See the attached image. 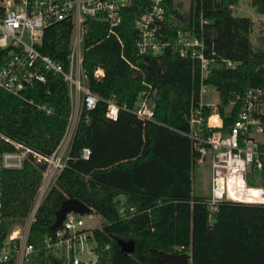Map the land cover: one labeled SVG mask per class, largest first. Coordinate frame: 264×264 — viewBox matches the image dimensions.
<instances>
[{
  "label": "trees",
  "instance_id": "16d2710c",
  "mask_svg": "<svg viewBox=\"0 0 264 264\" xmlns=\"http://www.w3.org/2000/svg\"><path fill=\"white\" fill-rule=\"evenodd\" d=\"M248 1L264 15V0ZM237 2L191 0L187 14H180L175 0H164L166 39L178 31L199 36L201 16L206 55L212 49L217 62L236 63L234 68L219 63L207 80L218 94L216 109L224 130L239 110V105L229 104L232 95L250 87L264 90V35L256 45L251 43L253 21L233 15ZM148 7L149 0H135L123 9L116 36L108 35L103 23L90 22L82 71L99 100L79 116L68 161L30 227L29 242L38 246L50 232L61 201L75 198L90 209L87 214L104 220L92 232L97 244L95 264H156L160 251L187 253L190 264H264V204L222 202L210 211L207 197L192 194L198 157L182 132H187L198 100L197 61L181 58L170 48L162 54H137L135 20ZM70 35V21L52 24L38 49L67 69ZM147 94L153 104L152 120L122 109L132 110ZM27 97L48 106L51 113L0 89V132L49 156L59 145L71 114L68 86L61 76L48 75L45 83L28 90ZM109 99L119 106L116 120L106 116L105 100ZM203 111L207 117L212 109ZM84 148L90 150L87 159L81 158ZM9 149L0 143V150ZM43 169V164L27 161L21 169L0 171L7 224L23 223ZM118 241H132V252H122ZM27 264H45L44 257L39 254Z\"/></svg>",
  "mask_w": 264,
  "mask_h": 264
},
{
  "label": "built area",
  "instance_id": "2783aa9c",
  "mask_svg": "<svg viewBox=\"0 0 264 264\" xmlns=\"http://www.w3.org/2000/svg\"><path fill=\"white\" fill-rule=\"evenodd\" d=\"M134 1L0 0V89L50 114L48 106L34 103L27 97V92L35 84L45 83L48 75L61 76L68 86L71 103L70 123L68 121L59 145L49 156L37 153L0 132V143L10 147L9 150H0V171L21 169L27 161L44 166L39 187L21 224H7L2 213L0 184V264H27L39 254L43 255L45 264L97 262V244L92 239L93 230L85 226L83 215L67 214L61 227L45 234L38 246L29 242V233L42 203L56 186L57 179L66 166L79 120L77 115L83 109L94 108L99 100L89 90L82 71L86 50L84 41L90 30L89 24L91 21L103 23L108 35L116 36L115 28L120 23L121 11ZM61 21L71 23L67 69L38 49L46 28ZM204 22L200 16L199 36L178 31L175 37L166 39L164 0H149L148 9L135 20L136 52L138 55H156L170 48L181 58L190 57L197 61L198 100L190 112L188 130L182 134L191 141V148L198 157L197 164L208 161L210 194L205 202L209 210H215L222 202L261 204L243 202L242 192L247 194L250 188H258L264 194V185H261L264 178V147L261 148L264 146V90L250 87L243 93L233 94L229 104L239 105V110L234 121L226 130L223 129L222 118L216 109L218 94L214 97L212 91L207 89L211 86L207 84V80L219 63L228 68H234L236 63L217 62L212 49L206 55L207 45L202 32ZM96 74L101 72L98 70ZM147 97L148 94L140 97L132 110L125 106L122 109L134 113L139 119L152 120L153 104ZM105 103L106 116L116 120L119 106L112 99L105 100ZM204 107L212 109L207 117L203 114ZM213 117L217 123L211 121ZM89 155L88 148L82 149L81 158L87 159ZM249 181L259 187L249 186ZM124 210L121 205L119 213L123 215Z\"/></svg>",
  "mask_w": 264,
  "mask_h": 264
},
{
  "label": "rangeland",
  "instance_id": "374dc122",
  "mask_svg": "<svg viewBox=\"0 0 264 264\" xmlns=\"http://www.w3.org/2000/svg\"><path fill=\"white\" fill-rule=\"evenodd\" d=\"M175 2L176 5H179L177 6L178 13L187 14L190 8L191 0H175ZM232 10L234 16L249 18L253 21L250 41L253 45H256L258 43V38L264 35V15L257 13L255 8L248 0H238L237 4L233 7ZM207 89L212 91L214 97H217L216 90L213 87L208 86ZM77 116V118H79L80 114H78ZM214 118L215 117L212 118V122ZM258 139L260 140L261 137H258ZM192 194L196 197L205 198L210 194V167L207 160H204L194 168L192 174ZM82 217L85 226L90 230L99 229L104 222L102 217L92 213H86Z\"/></svg>",
  "mask_w": 264,
  "mask_h": 264
},
{
  "label": "water",
  "instance_id": "95a60500",
  "mask_svg": "<svg viewBox=\"0 0 264 264\" xmlns=\"http://www.w3.org/2000/svg\"><path fill=\"white\" fill-rule=\"evenodd\" d=\"M156 90L153 91L152 100L156 98ZM90 209L80 200L75 198H65L61 201L59 207L54 211V222L49 227V231L60 228L65 216L69 213L84 215ZM117 245L120 250L126 254H130L133 250L132 241H118ZM156 264H190V255L187 253H165L158 252Z\"/></svg>",
  "mask_w": 264,
  "mask_h": 264
},
{
  "label": "bare ground",
  "instance_id": "6f19581e",
  "mask_svg": "<svg viewBox=\"0 0 264 264\" xmlns=\"http://www.w3.org/2000/svg\"><path fill=\"white\" fill-rule=\"evenodd\" d=\"M214 123H217L216 118L213 119ZM243 202H258L264 203V194L258 188H250L248 193L242 192Z\"/></svg>",
  "mask_w": 264,
  "mask_h": 264
}]
</instances>
